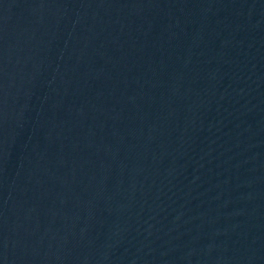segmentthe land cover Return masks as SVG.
<instances>
[{
	"label": "water",
	"instance_id": "obj_1",
	"mask_svg": "<svg viewBox=\"0 0 264 264\" xmlns=\"http://www.w3.org/2000/svg\"><path fill=\"white\" fill-rule=\"evenodd\" d=\"M0 264H264V0H0Z\"/></svg>",
	"mask_w": 264,
	"mask_h": 264
}]
</instances>
